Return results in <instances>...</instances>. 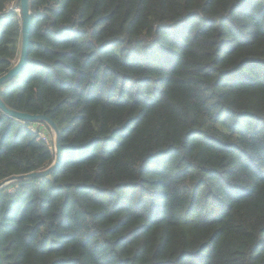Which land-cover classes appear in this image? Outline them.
Masks as SVG:
<instances>
[{"label": "trees", "instance_id": "obj_1", "mask_svg": "<svg viewBox=\"0 0 264 264\" xmlns=\"http://www.w3.org/2000/svg\"><path fill=\"white\" fill-rule=\"evenodd\" d=\"M15 1L0 0V76ZM30 9L0 95L56 123L62 159L0 189L2 264H264V0ZM33 124L0 109V182L53 160Z\"/></svg>", "mask_w": 264, "mask_h": 264}, {"label": "water", "instance_id": "obj_2", "mask_svg": "<svg viewBox=\"0 0 264 264\" xmlns=\"http://www.w3.org/2000/svg\"><path fill=\"white\" fill-rule=\"evenodd\" d=\"M18 4H19V15L21 19V30H20L21 37H20L19 53L13 65L8 69L7 72L3 73L0 76V86L12 80L22 71L28 56L30 26H31V17H32L31 9H30V0H17L13 3V6L15 7ZM0 109L6 114L23 122H32V123L44 122L49 129L50 135L52 136V144H53V152H54L53 160L48 166L26 174L13 175L9 178H6L0 182V189L12 181L46 177L49 174H51L53 170L58 168L62 156H61L60 134L56 123L43 114H29L9 107L7 104H5V102L1 98V95H0ZM0 264H2L1 256H0Z\"/></svg>", "mask_w": 264, "mask_h": 264}, {"label": "rangeland", "instance_id": "obj_3", "mask_svg": "<svg viewBox=\"0 0 264 264\" xmlns=\"http://www.w3.org/2000/svg\"><path fill=\"white\" fill-rule=\"evenodd\" d=\"M10 8H12L13 10H15L16 12H18V8L15 6H13V3L11 4ZM34 130H37L40 132L41 136L44 137V139L47 142L52 141V136L50 135V132L47 130V128L41 124V123H34L31 127Z\"/></svg>", "mask_w": 264, "mask_h": 264}, {"label": "built area", "instance_id": "obj_4", "mask_svg": "<svg viewBox=\"0 0 264 264\" xmlns=\"http://www.w3.org/2000/svg\"><path fill=\"white\" fill-rule=\"evenodd\" d=\"M18 14H19V10H18Z\"/></svg>", "mask_w": 264, "mask_h": 264}]
</instances>
